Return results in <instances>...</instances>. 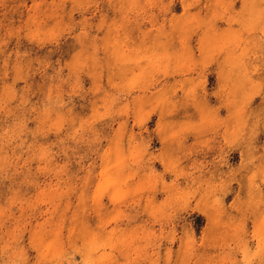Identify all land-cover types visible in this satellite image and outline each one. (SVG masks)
I'll return each instance as SVG.
<instances>
[{"label": "rangeland", "instance_id": "rangeland-1", "mask_svg": "<svg viewBox=\"0 0 264 264\" xmlns=\"http://www.w3.org/2000/svg\"><path fill=\"white\" fill-rule=\"evenodd\" d=\"M0 264H264V0H0Z\"/></svg>", "mask_w": 264, "mask_h": 264}, {"label": "bare ground", "instance_id": "bare-ground-1", "mask_svg": "<svg viewBox=\"0 0 264 264\" xmlns=\"http://www.w3.org/2000/svg\"><path fill=\"white\" fill-rule=\"evenodd\" d=\"M185 6V5H184ZM113 16V15H112ZM112 16H111V18H112ZM114 19H116L115 17H114ZM109 24H110V22H108ZM119 23V22H118ZM106 27V26H105ZM114 27V26H113ZM105 29V28H104ZM117 33V32H116ZM115 33V34H116ZM109 34V33H108ZM107 36V35H106ZM114 35H112V37H113ZM115 37V36H114ZM127 38V37H126ZM114 39V38H113ZM104 40V39H103ZM105 42H107V41H105ZM118 42V41H117ZM122 42L124 43V41L122 40ZM112 43H114V42H112ZM120 43V42H119ZM104 45H105V43H104ZM113 46V45H112ZM115 46V45H114ZM124 46V45H123ZM128 46V45H127ZM122 47V46H121ZM118 48V47H117ZM114 49H115V47H114ZM136 49V48H135ZM110 50V49H109ZM122 50V49H121ZM138 50V49H137ZM120 51V50H119ZM123 51H124V49H123ZM107 52V51H106ZM114 52H115V50H114ZM121 53V52H120ZM104 54H105V52H104ZM114 54V53H113ZM108 55H110V54H108ZM143 55V54H142ZM111 56V55H110ZM110 56H108V57H110ZM120 56H122V55H120ZM131 59V58H130ZM111 61H112V58H111ZM113 63V62H112ZM129 63V62H128ZM126 64V63H125ZM118 67V66H117ZM119 68V67H118ZM124 68V67H123ZM119 71V70H118ZM244 145V144H243ZM236 148V147H235ZM241 148H242V146H241ZM246 150V149H245ZM246 152V151H245ZM243 159V158H242ZM241 159V160H242ZM247 162V161H246Z\"/></svg>", "mask_w": 264, "mask_h": 264}]
</instances>
